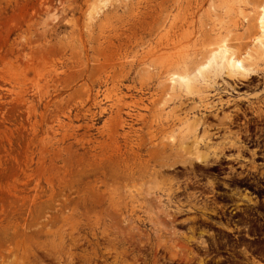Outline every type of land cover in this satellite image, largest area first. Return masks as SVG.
<instances>
[{"label": "rangeland", "instance_id": "obj_1", "mask_svg": "<svg viewBox=\"0 0 264 264\" xmlns=\"http://www.w3.org/2000/svg\"><path fill=\"white\" fill-rule=\"evenodd\" d=\"M262 5L0 0V264H161L176 253L168 174L193 166L195 148L213 154L208 116L261 103L233 92L264 77L253 42ZM223 44L251 56L252 79L223 71L213 87L195 83L202 99L172 89L173 74Z\"/></svg>", "mask_w": 264, "mask_h": 264}, {"label": "flooded vegetation", "instance_id": "obj_2", "mask_svg": "<svg viewBox=\"0 0 264 264\" xmlns=\"http://www.w3.org/2000/svg\"><path fill=\"white\" fill-rule=\"evenodd\" d=\"M258 79L233 93L257 94L261 103L225 122L208 116V161L170 169L166 229L177 246L161 264H264V77Z\"/></svg>", "mask_w": 264, "mask_h": 264}, {"label": "bare ground", "instance_id": "obj_3", "mask_svg": "<svg viewBox=\"0 0 264 264\" xmlns=\"http://www.w3.org/2000/svg\"><path fill=\"white\" fill-rule=\"evenodd\" d=\"M261 8L253 42L257 51L264 52V5ZM250 60L251 56L249 54L236 53L233 48L223 44L209 51L205 61L199 64L192 73L173 74L169 82L173 90L177 87L181 93L188 97H199L202 99V92L200 93L194 89L195 83L209 88L213 87L216 79L221 77L223 71H227V77L232 81H246L255 75L253 69L246 67ZM190 127L192 128V126ZM197 127L198 125L194 126V128ZM200 143H203V141ZM196 145H199V142H196ZM195 151L197 152V160L201 161V163L202 161L205 163L208 161L209 155L207 153L200 154L198 148H195ZM153 223L155 224V221Z\"/></svg>", "mask_w": 264, "mask_h": 264}]
</instances>
